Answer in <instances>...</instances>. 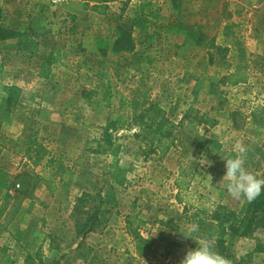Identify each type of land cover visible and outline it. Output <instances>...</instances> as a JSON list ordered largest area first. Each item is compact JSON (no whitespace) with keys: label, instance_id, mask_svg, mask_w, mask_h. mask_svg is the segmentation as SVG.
Masks as SVG:
<instances>
[{"label":"rangeland","instance_id":"374dc122","mask_svg":"<svg viewBox=\"0 0 264 264\" xmlns=\"http://www.w3.org/2000/svg\"><path fill=\"white\" fill-rule=\"evenodd\" d=\"M7 1L2 20L12 28L37 4L22 26L40 47L25 59L15 41L0 43V261L83 264L79 255L91 248L109 264H180L197 246L192 239L211 238L195 201L175 200L178 167L201 165L203 157L211 164L201 166L221 173L214 184L226 188L222 157L242 142L246 166L262 178L264 0H123L109 3L105 15L82 0ZM118 26L131 33L130 53L113 50ZM5 85L20 89L10 106ZM154 114L176 126L175 141L166 154L144 158L134 135L149 133ZM107 121L119 128L114 147L92 153ZM83 193L95 197L85 209L109 203L77 250L71 214ZM244 201L227 193L223 203L240 213ZM127 215L141 219L145 243L127 230ZM258 240L264 244L261 234H230L231 264H264V252L253 253Z\"/></svg>","mask_w":264,"mask_h":264},{"label":"trees","instance_id":"16d2710c","mask_svg":"<svg viewBox=\"0 0 264 264\" xmlns=\"http://www.w3.org/2000/svg\"><path fill=\"white\" fill-rule=\"evenodd\" d=\"M85 7H91L99 15H105L108 4L114 1L123 0H82ZM8 4L7 0H1L0 7V43L13 40L15 41L14 50L15 53L22 56L25 59L34 58L38 55L39 41L34 34L30 31H25L23 24L31 19L34 14L37 4H32L29 11H22L21 17L25 18L24 22H20L18 28H12L6 25L2 20V14H5L4 6ZM23 28V29H21ZM29 32V33H28ZM134 49V41L131 33L122 26L117 27V36L113 43V50L119 53H130ZM218 51L223 53L225 50L218 48ZM50 61L46 60L41 65V72L39 77L47 79L50 69ZM2 91L6 97L4 101L7 105L13 104V101L18 97L20 89L13 85L2 86ZM175 125L170 122L164 115L154 114L150 119V124L147 127L149 133L143 136L134 135L136 140H139L141 147L139 148V155L147 158L153 155L166 154L170 147L174 144V129ZM119 130L115 121H107L106 125L101 129V135L97 140V150L92 153H108L114 147V137ZM89 143V142H88ZM87 143V145H88ZM208 143V142H206ZM210 143V142H209ZM207 145V144H205ZM202 146L201 149L205 147ZM178 147V145H177ZM182 148V152L185 150V146H179ZM213 159V158H212ZM211 159V160H212ZM216 174L221 173L215 169V167L204 168L200 164H195L192 168L178 167V172L173 180L174 187L176 189L175 200L179 204L194 205L190 201H195L196 210L206 216L208 225L204 228V234L214 239V244L217 246V250L220 254L228 257L226 254L227 238L230 236L235 237L236 240L253 239L255 234H261L264 236V192L261 193L252 202L244 201L243 209L240 213L228 210L224 206V200L226 199L227 189L215 185ZM262 178H264V168L262 172ZM188 182L185 183L184 180ZM196 182L200 186L190 192V184ZM203 191V192H202ZM28 193L27 190L23 192L25 196ZM98 197V196H97ZM187 197V198H186ZM188 199V200H186ZM95 200L94 196L83 193L76 199V204L73 208L71 218L74 220V226L76 228V237H80V242L76 249L82 248V243L85 236L88 233L95 232L103 223V219L99 216L102 212V205L108 204V200L104 201L103 198L98 201L94 206L85 209L86 204ZM125 224L127 230L136 237L138 242L145 243L137 233L140 229L142 221L137 216L127 215L125 217ZM261 240L256 242L253 253H263L264 246ZM0 253H4L3 248H0ZM2 256V254H0ZM82 258L83 264H109L103 256L93 250L88 249L86 254L79 255ZM7 256H4L5 259ZM27 260H32L33 256L27 254ZM2 258V257H0ZM1 260L0 264L12 263L13 261ZM5 262V263H4ZM38 264H43L39 260ZM60 264V263H56Z\"/></svg>","mask_w":264,"mask_h":264},{"label":"clouds","instance_id":"9594fccd","mask_svg":"<svg viewBox=\"0 0 264 264\" xmlns=\"http://www.w3.org/2000/svg\"><path fill=\"white\" fill-rule=\"evenodd\" d=\"M246 153V146L242 142H237L234 146V154L222 157L226 171L221 180L226 182L227 193L232 198L252 202L264 192V178L258 177L246 166ZM200 163L210 165L211 161L202 157ZM192 231L196 229L193 228ZM214 239H192L197 246L186 252L180 264H231L227 257L216 250Z\"/></svg>","mask_w":264,"mask_h":264},{"label":"built area","instance_id":"2783aa9c","mask_svg":"<svg viewBox=\"0 0 264 264\" xmlns=\"http://www.w3.org/2000/svg\"><path fill=\"white\" fill-rule=\"evenodd\" d=\"M61 1H64V0H51V4L55 5L57 3H60Z\"/></svg>","mask_w":264,"mask_h":264},{"label":"crops","instance_id":"0c3cea01","mask_svg":"<svg viewBox=\"0 0 264 264\" xmlns=\"http://www.w3.org/2000/svg\"><path fill=\"white\" fill-rule=\"evenodd\" d=\"M40 47V46H39ZM41 50V49H40Z\"/></svg>","mask_w":264,"mask_h":264}]
</instances>
